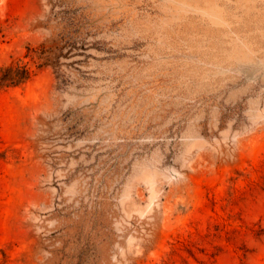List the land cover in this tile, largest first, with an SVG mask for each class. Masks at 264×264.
Masks as SVG:
<instances>
[{"label":"rangeland","instance_id":"374dc122","mask_svg":"<svg viewBox=\"0 0 264 264\" xmlns=\"http://www.w3.org/2000/svg\"><path fill=\"white\" fill-rule=\"evenodd\" d=\"M0 264H264V0H0Z\"/></svg>","mask_w":264,"mask_h":264},{"label":"trees","instance_id":"16d2710c","mask_svg":"<svg viewBox=\"0 0 264 264\" xmlns=\"http://www.w3.org/2000/svg\"><path fill=\"white\" fill-rule=\"evenodd\" d=\"M32 76V71L20 62L0 68V90L13 88L26 83Z\"/></svg>","mask_w":264,"mask_h":264}]
</instances>
